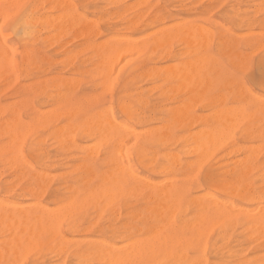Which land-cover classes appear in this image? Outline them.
I'll return each instance as SVG.
<instances>
[{
	"label": "bare ground",
	"instance_id": "6f19581e",
	"mask_svg": "<svg viewBox=\"0 0 264 264\" xmlns=\"http://www.w3.org/2000/svg\"><path fill=\"white\" fill-rule=\"evenodd\" d=\"M5 1L6 0H0V13H3L5 7H7ZM11 1L17 4L14 0ZM24 1L25 0H23V2ZM61 1L62 2L59 4L63 3V0ZM64 1L67 2V0ZM105 1L109 6L116 9L112 15L117 18H122L125 13L133 11V9L143 3L144 0H134L135 3L133 2L134 4L131 3V5L128 4L129 0ZM13 3L10 5L13 6ZM68 3L69 1L63 4V6L65 5L67 7H65V9L62 8L64 13L54 15L61 8L59 5L45 10V6L50 4V0L38 1L37 6L24 21L28 29V36L34 37L36 28H41L42 30H47L48 28L51 30L52 28L55 30L59 27V29L63 31L64 28H60V26L63 27L69 24H73L79 29H82L83 31L81 32L80 30V34L84 33V30L86 31V29L89 28V22L91 21L88 22L81 15L71 12ZM13 14L15 13H12L11 17ZM227 15L229 16V14ZM2 16H4V14H2ZM139 19L138 16H134V21L127 20L129 23L131 22V28L135 31L140 30L136 25ZM1 20L3 21V19ZM243 21L244 19L238 18L234 21V24L238 26ZM246 22H248L246 26L252 24L251 21ZM102 26L104 27V25ZM183 26L182 28H153L154 31L147 35L146 38L143 37V40L140 39L141 42H139L138 38V40H129L128 38L116 37L114 39L112 38L113 40L110 42H101L102 44L100 43L99 46L95 43V45L91 44L87 47L98 59L97 66L93 73L96 76L94 78L99 77L103 80L102 84L107 80L109 81L108 78L113 73L112 71L115 70L113 67L116 66V62L119 61V59L123 61L124 57H126V60L129 59H127V56H131L132 59H136V57L139 56L141 60L133 71L140 72L138 76L144 80L148 78L152 83H159L158 87L162 89V95L167 101L168 99L175 101L181 93L190 95L186 103L180 104V106L175 109L166 110L167 114H171L172 117L169 121L164 122L160 128L157 127L158 129L155 130L143 131L142 134L139 132L137 133L136 130L132 129L126 123L118 122L111 110H104L101 108L97 99H75L61 93H58L60 102L56 105L55 109L53 108V111H44L43 108L49 106L53 101V97L45 88L43 90L37 89L33 91L34 94H37L36 96L42 97L44 100L43 102L39 100L38 104L34 105L33 103L21 101L20 99V102L17 103L12 110L10 109V118L5 121L2 120V122L0 120V135L4 133L9 138L7 145H0V157H3L2 160L7 161L11 167H15L16 172H18L17 175H15L16 181L19 183L23 182V185H26L20 189L22 192L19 195L23 196L28 194L32 196L33 199L31 205L18 204L15 200H8L6 202L0 201V264H18L21 259L28 255L37 256L33 264H45L41 261L43 255L54 254V257H58L66 254L68 251H71L72 259L76 261L75 264H162L165 261H170L173 264H204L202 261L192 263L188 257L187 249L194 243H199L202 236L206 240L204 234L208 228L210 232V228L216 227L215 225H221L224 230L225 228L233 229L237 224H241L245 227V232H247L248 237H264V196L260 193H256L255 190L257 189H255L254 192L249 182L248 175L252 167L247 157H244L243 160H234L230 163L227 162L213 169L214 171L211 170L206 173L204 176V183L211 191L201 194L200 191L192 193L185 182L180 183L175 178L174 172L183 169L179 155H176V153H172V155L165 154L163 159L166 160V164H162L157 159L158 152L152 151L149 148L161 144L167 147L171 142L176 140L174 139L175 135L173 131L177 128L186 133L194 128H200L199 131L197 130V133L191 137L184 138L180 136L189 143L183 150L201 160V158L204 159L210 156L209 154L212 155V151L217 149L216 146L228 142L232 138L233 131H235L241 122L244 120L246 121V118H251V116H254V121H256H252L253 124L258 123L259 126L246 132L244 135L247 137L254 135L264 139V101L249 91L241 94L243 86H239L238 82L229 76L228 71H226L222 63L217 58L211 57L210 55L211 46L216 39V48L218 51L222 52L230 48L233 37L219 35L215 39V36L210 33V31H207L204 26L197 23ZM61 32L56 33L55 42L56 37L58 38ZM251 35H253L252 32ZM176 40H178V43L180 41L182 44H185L186 47L184 48H187L185 52H182V54L180 53L181 55L173 54L169 47ZM256 50H258V48ZM10 51V48L6 47L4 44H0V74L2 72L12 73L16 71L14 57L10 56ZM80 53L79 51L78 54ZM237 53L238 52L229 57L231 63H233V57L238 56ZM68 58L71 59V57ZM155 58L159 60L156 61ZM71 60L73 61V59ZM163 60L177 62L170 66H160V62ZM125 61L123 62L124 64L121 62V65L130 63H125ZM147 61H152V65L147 64ZM22 62L25 69L24 71L32 67L36 68V59L32 50L24 52ZM117 64L120 65V63ZM119 69L120 66L116 69L115 75L118 73L117 71ZM92 78L93 76L91 79ZM12 79L14 78L11 77L10 80ZM110 82L111 81L107 83L108 87ZM102 84L99 85L101 86ZM72 86H74V84ZM106 88L107 87H105L103 91L108 92L109 89ZM240 88L241 90L239 93L241 96H237V92L235 91ZM230 89H233L235 93L232 90L230 91ZM150 90H152V88ZM224 91H230L227 94L232 95L231 102L227 101V99H229L227 96L229 95L224 94ZM243 91H246V89ZM170 92L173 94L172 96L168 95ZM243 96L247 97V99L244 100ZM146 97L143 96L141 90L137 87L134 95L127 94L120 98V111L136 124L148 125L150 120L147 114L150 111H155L157 107L150 105ZM36 99L37 97L35 100ZM198 104H200V109L204 113L202 115H198L194 108L195 105ZM23 108L27 109L33 116L34 122L32 123L36 127L35 129L40 128L43 131H54L58 142L62 146L70 147L73 145L72 135L75 132H77L82 139L91 138L98 140V144H111L113 149L109 152V161L102 164L101 167H98L95 161L96 155L92 152V149H89L90 146H88L87 151H91L92 153L89 152L85 157L79 159L78 164L71 169L70 174L73 176L71 179L72 184L69 185L68 182H61L59 186L53 190L52 180H48L52 177L49 176V178L47 176L48 179H46L45 176L39 173L40 171L35 172L34 168L27 165L22 149L16 147L17 140L24 139L21 138L23 134H30L34 131L30 130V132L28 128L22 125L23 121H21L20 111ZM1 110L0 107V111ZM159 112H161L160 109ZM60 115L64 116L65 130L60 129L61 127L59 129L56 128V123L59 121ZM163 121V118L158 120L159 123ZM26 130L29 132H26ZM129 140H132L136 148H138L140 160L147 159L149 161L148 166H151L154 171L162 175L163 179L161 181L157 183L149 182L139 177L131 170L129 161L126 163L120 161L124 153L122 152L123 148L128 145L124 143L126 141L129 143ZM256 144L258 145L259 143ZM257 145L256 148L260 149L258 150L260 152V146L264 144H259V148ZM127 147H129V145ZM240 151L241 148L232 147L228 155H234ZM150 153V158H147ZM29 154L36 160L40 168H47V162H49L46 156L47 153L31 149ZM255 157L257 159V156ZM200 162L202 164L203 160ZM196 169H198V165ZM64 174L65 173H63V175ZM195 175L189 178L192 180ZM186 180L187 177L185 178V181ZM256 182L258 181L256 180ZM5 186H7V184ZM60 189L66 191L67 195H60ZM46 195L50 198L48 203H44L43 201ZM231 195L243 197L251 203L256 204L258 207L255 209V212L254 210L246 211L241 208L240 205L237 206L232 202L231 198H229ZM122 196H124L127 201H130L129 198L131 196L140 198V200L143 201V208L129 211L131 208L130 205L132 204L129 205L128 201L124 206V217L128 219V221H125L120 226H115L110 222L105 228H102L104 226L99 227L98 233L109 235L108 238L111 239L110 243L98 240H73L72 238L73 241H70L63 234L62 227L64 224L67 225L70 231L74 233L78 232L82 226V224L78 222V217H84L83 213L87 208L92 207L95 208L96 211H103L110 207L112 214H116L117 202ZM188 213L192 216L189 219L185 218ZM178 214L179 218L177 217V220L175 216ZM116 215L118 216L119 213ZM208 230L206 234H208ZM207 236L208 235H206V237ZM116 239L122 243L120 247H116L112 242ZM223 251L225 250H222V252ZM213 253L215 254L216 251H213ZM228 254L233 256L230 251H228ZM223 255L225 256V253ZM212 256L214 257V255ZM200 259H202V257ZM227 260L225 259V261ZM231 260H233V264H261V261H264V254L254 259L253 262L245 260V258L239 259L238 257H234ZM59 263H61V261Z\"/></svg>",
	"mask_w": 264,
	"mask_h": 264
},
{
	"label": "rangeland",
	"instance_id": "374dc122",
	"mask_svg": "<svg viewBox=\"0 0 264 264\" xmlns=\"http://www.w3.org/2000/svg\"><path fill=\"white\" fill-rule=\"evenodd\" d=\"M10 1L11 0L5 1V3H7L6 4L7 7H5L4 10L5 13L4 12L0 13L1 14L0 44L1 45L4 44L6 47L11 49L12 52L10 51V56L14 57V64L16 65V71L12 73L2 72L0 74V77L2 76L0 78V107L2 109L0 111L1 122L2 120L5 121L6 119L8 120V118H10L9 114H11V112L9 111H11L17 105V103L20 102V99L21 101H28V103L31 104L33 103L34 105H37L39 100L43 102L44 100L42 99V97L36 96L37 94L36 93L34 94L33 91L37 89L43 90L45 88L47 92L53 97V101L50 103L49 106L43 108L44 111L45 110L53 111L55 109L56 105L60 102L58 99V93H61V94H66L68 95V97H73L75 99H84V98L97 99L98 103L101 105L100 106L101 108H103L104 110H111L116 116L118 122L126 123L132 129L136 130L137 133L139 132L142 134L143 131L145 132L147 130H155L160 128L164 122L169 121L172 117L171 114H167L166 110L175 109L176 107L180 106V104L182 105L186 103L190 98V95L181 93L180 95H178L175 101L169 99L167 101V99L164 98V96L162 95V89L158 87L159 83L156 82L152 83L148 78L144 80L138 76L140 72L133 71L141 60V57L139 56L136 57V55H135L136 59L135 58L132 59L131 56H127V59L129 58L128 60H126L125 59L126 57H124L123 61L119 59V61L116 62V66L118 67L120 66L119 69L120 71L118 70L117 71L118 73L115 75L116 69H118V67L116 66L113 67L115 70L112 71L113 73L108 78L109 81H111L108 87L107 85V83L109 82L108 80L105 83L103 82L104 84H102L103 80H101L99 77L94 78L96 76L93 72L95 67L97 66L98 59L97 57H95L94 53L88 50L87 47H89V45L91 44L95 45V43L96 45L98 44L97 46H99L101 42L102 43L110 42L116 37H120L124 39L128 38L129 40L138 38L139 42H141V40H143V37L146 38L147 35L152 33L154 29L157 27H161L163 29H167L170 27L182 28L184 27L183 25H189L194 23L204 26V28L207 31H210V33H212L215 36V39L219 35H227L228 37H233L230 48L222 52L218 51V49L216 48V41H217L216 39V41L211 46L210 55L211 57L217 58L222 63L226 71H228L229 76L233 78V80H236L239 86H243L242 87L243 90L246 89V91L242 90L241 94L249 91L264 101V70H263L264 69L263 66L264 65V9H263L264 0H244V1L243 0H216V1L215 0H170V2L169 0H146V1L144 0L143 3L146 5L141 3L140 5H138V7L133 9V11L125 13L122 18H117L116 16L112 15L116 11V9L113 8L112 6H109L105 0H67V2L69 1L68 3L69 6L68 5L67 6L71 10V12L81 15L88 22L91 21L89 22L90 24L89 28L86 29V31L84 30L85 34L84 33L80 34V30L81 32L83 31L82 29H79L73 24L71 25L69 24L66 26L64 25L66 28L64 26L63 27L60 26V28H64L63 31L59 29V27L56 28L55 30H53L52 28L51 30L50 28H48L47 30L36 28L34 37L28 36L27 34L28 29L24 24V21L37 6L38 1H43V0H25L24 2L23 0H14V2H16L18 5ZM60 2L62 1L50 0V4L45 6V10L53 8V6L55 7L59 5L61 8L54 15H60L61 13H64L62 8L65 9L66 6L65 5L63 6V4L64 3L66 4L67 2L63 0V3H61L62 5L59 4ZM133 2L135 3L134 0H129L128 4L131 5V3ZM12 3L13 6L10 5ZM8 4L12 7H10ZM181 5L185 7H182ZM87 8L89 11L87 10ZM12 13H15L16 15L13 14L11 17ZM2 14H4V16H2ZM227 14H229L230 17ZM134 16L135 17L138 16L140 18L136 24L140 28L139 31H135L134 29H132L131 28L132 26L130 24L131 22L130 23L128 22L133 20ZM238 18L244 19V21L238 26H236L234 24V21H236ZM1 19H3L4 22ZM246 21H251L252 24L250 26H246V24L248 23ZM102 25H104V27ZM58 32H61L63 38L59 33L58 38L56 37V42H55V36L57 35L56 33ZM251 32L253 35H251ZM138 33L140 36L138 35ZM49 37L52 39H50ZM169 47L171 48L173 54L175 55H181L182 52H185L187 49L184 48L186 47L185 44H182L180 41L178 43V40L174 41ZM256 47L258 48V50H256L257 49ZM28 50H32L34 53V57L36 59V64H35L36 68L32 67L33 69L29 68L27 71H24L25 69L23 67L22 61H23L24 52ZM79 51L81 52L80 54H78ZM236 52H238L237 53L238 56L233 57V63H231L229 57L231 55L233 56L234 53ZM68 57H71L73 61ZM155 60L158 61L159 59L155 58ZM124 61L125 63L127 62L130 63L121 65ZM135 61L137 62V64ZM176 62L177 61L163 60L160 62L161 63L160 66H170ZM117 63H120V65ZM147 64L152 65V61H147ZM112 75L114 80L112 79ZM90 76L91 77L93 76V78L91 79ZM11 77H13L14 79L10 80ZM69 82L71 83V85ZM73 84L74 86H72ZM99 84H102L104 87L102 85L100 86ZM105 87L109 89L108 92L103 91ZM137 87H139L144 97H146L147 95L146 98L149 100L150 105L157 107L155 111L154 110L150 111L147 114L150 120L148 125L136 124L134 121L129 120V118L125 114H123L119 108L120 98L123 95H127V94L134 95L136 93ZM151 88L153 91L150 90ZM231 90L233 91V89H230V91ZM240 90L241 88L235 91L237 92L236 94L237 96L239 95L241 96V94L239 93ZM230 91H226V92L224 91V94L229 95L227 93H229ZM168 95L172 96L173 94H171L170 92ZM36 97L37 99L35 100ZM227 98H229L227 99V101L231 102L232 95L227 96ZM245 99H247V97H244V100ZM199 105L200 104L195 105L194 108L197 111L198 115H202L204 113L201 111ZM159 109L161 110V112H159ZM62 116L63 115H60V119L56 123L58 127L56 126V128L59 129L61 127L60 129L65 130V125H64L65 120H64V116L63 117ZM20 117H21V121H23L22 122L23 127L28 128L29 131L30 130L31 131L34 130V131L32 132L30 131L31 133L30 134L28 133L29 135L23 134L21 138L24 139H18L16 147L22 149L23 156L27 165L29 167L34 168L35 172L40 171L39 173L45 176L46 179H48L49 176L52 178L55 176L53 179L50 177H49L50 179H48L49 181L52 180L51 182H52L53 190L57 188L61 182H68L69 185L72 184L71 179L73 176L70 174L72 167L77 165L79 159L85 157L89 152L95 153L96 155L95 161L98 167H101L102 164L108 162L110 159L109 152L113 149L111 144H105V145L98 144L99 143L98 140L91 138L82 139L79 136V134L75 132L72 135L73 145L70 146L72 148H70L69 146L68 147L62 146L58 142V139L56 138L54 131L52 130L43 131L40 128L35 129L36 127L32 123L34 122L33 116L27 111V109L23 108L20 111ZM162 118L164 121L159 123L158 120ZM251 118L248 117L246 118L247 119L246 121L244 120L243 122H241V124L235 129V131H233L232 138L228 142L219 144L218 145L219 147L216 146L217 149L215 147L216 150H213L212 151L213 153L211 152L212 155L209 154L210 156L205 157L204 159L201 158V160H203L202 164L200 162L201 161L200 159H197V157L190 155L189 153L183 150L185 146L189 145V143L186 142L184 138L191 137L192 135L196 134L197 130L199 131L200 128H194L193 130H191L190 131L191 135L190 132L186 133L180 131L177 128L173 131L174 132L173 134L176 136V137L174 136V139L176 140L171 142L167 147L161 144L158 146H151L149 148L152 151L158 152L157 159L162 164H166V160L163 159V156L165 154L172 155V153L173 154L176 153V155H179L181 159V164L183 165V169L174 172L175 178L180 183L185 182L186 186L190 188L192 193H195L196 191H200L201 194L211 191L210 188L207 187L204 183V176L206 173H208L211 170L214 171L213 169L221 165H224L227 162L230 163L233 162L234 160H243L244 157L245 158L247 157L248 162L252 167V170L249 172L248 175L249 182L253 187V191L257 189L255 190L256 193H260L262 196H264V145L263 146L261 145V143L264 144V139L254 135L249 137L244 135L246 132H249L250 130L259 126L258 123L253 124V122H256L254 121V116H251ZM24 123L25 124L29 123V124L25 125ZM30 124L34 127H32ZM29 131L26 130V132ZM180 135L184 138H181ZM8 140L9 138L6 134L3 133L2 135H0V145H7ZM129 141H130L129 143L128 141L124 143V144H128L129 147H127L128 146L127 145L123 148L122 152L124 153L122 154L120 161L124 163L129 161L131 170L135 172L139 177L144 178L149 182L157 183L161 181L163 179L162 175L159 174L157 171H154V169L151 166H148L149 161L147 159L140 160L138 154V148H136L132 140ZM256 143H259L262 146L261 147L258 144L261 148L260 152L258 151L260 149L256 148L257 145ZM249 144L251 145L253 144V145L251 146ZM88 146L93 147V148L89 147L90 150L92 149V152L87 151ZM232 147L241 148V151L234 155L233 154L228 155ZM31 149L37 150L39 152L43 151V153L44 152L47 153L46 156L49 161L47 162L48 166L46 165L47 168L39 167V165L36 163V160L29 154ZM93 150H95L96 152ZM150 156L151 153L148 155L147 158H150ZM255 156H257V159ZM2 159L3 157L2 158L0 157V201L6 202L8 200H15L16 202H18V204L31 205L33 203L32 196L28 194H25L23 196L19 195L22 192L20 191V189L22 187H25L26 185H23V182L19 183L18 181H16L15 175H17L18 172H16L15 167L14 166L11 167L7 161H4ZM197 165H198V169H196ZM63 173L65 174L63 175ZM192 175L195 176H193V179L191 180L189 177H191ZM186 177L187 180L185 181ZM256 180L258 182H256ZM201 182L203 183V185ZM4 184L5 185L7 184V186H5ZM59 194L67 195L66 191L62 189H60ZM229 198H231L232 202L235 205L237 206L240 205V207L245 209L246 211L254 210L255 212V209L258 207L256 204H253L250 201L240 196L231 195ZM129 199L130 201L128 200L129 201L128 202L124 196L119 198L116 206L117 213H119L118 216L116 215L117 213L112 214L110 207L104 209L103 211H96L95 208L92 207L87 208L83 213L84 217L83 216L78 217V222L82 224L78 232L74 233L70 231L67 225L64 224L62 227L63 234L70 241L82 239V240H98V241L110 243L111 239L108 238L109 235L106 234L102 235L101 233H98V229L99 227L102 226H104L102 228H105L106 225L110 224V222H112L115 226H120L125 221H128V219L124 217L125 215L124 206L127 202L129 203V205L132 204L130 205L131 208L129 211L143 208V201H141L140 198L131 196ZM43 201L44 203H48L50 201V198L47 197L46 195ZM177 217L179 218V214L175 216V219ZM191 217H192L191 214L188 213L185 218L189 219ZM215 226L216 227L214 228L212 227L213 229L210 228V232L208 230L209 228L207 229L208 234H206L207 230L205 231L204 236L206 240L202 236V239L199 243H194L193 245L189 246V248L187 249L188 257L192 263L196 261H202L204 264H216V263L233 264L232 263L233 260L231 259H233L234 257H238L239 259L245 258V260H249L253 262L254 259L264 254V237H254V238L248 237L247 232H245V227L242 226L241 224H237L236 227H234L233 229L225 228L224 230L222 229L221 225H215ZM206 235L208 236L206 237ZM112 242L116 247H120L122 245V243L118 239ZM222 250L225 251L222 252ZM213 251L214 252L216 251V253L214 254ZM228 251H230L234 257L228 254ZM224 253L225 256L223 255ZM212 255H214V257L216 255L215 257L216 259ZM58 257H54V254H45L42 256L41 261H43L45 264H75L76 263V261L72 259L71 251H68L66 254L60 255ZM201 257L203 260L204 259L205 260L203 261L202 259H200ZM36 258H37L36 255H28L23 259H21V261H19L18 264H33ZM225 259L226 260L228 259L229 261L228 260L225 261ZM60 261L61 263H59ZM162 264H173V263L170 261H165Z\"/></svg>",
	"mask_w": 264,
	"mask_h": 264
},
{
	"label": "snow or ice",
	"instance_id": "6c2138e0",
	"mask_svg": "<svg viewBox=\"0 0 264 264\" xmlns=\"http://www.w3.org/2000/svg\"><path fill=\"white\" fill-rule=\"evenodd\" d=\"M261 264H264V261H261Z\"/></svg>",
	"mask_w": 264,
	"mask_h": 264
}]
</instances>
